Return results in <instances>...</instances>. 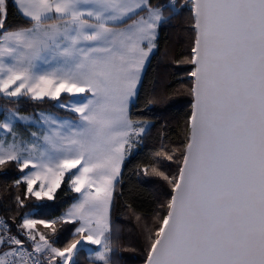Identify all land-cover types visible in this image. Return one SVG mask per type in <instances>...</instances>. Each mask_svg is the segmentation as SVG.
I'll use <instances>...</instances> for the list:
<instances>
[{"label":"snow or ice","instance_id":"6c2138e0","mask_svg":"<svg viewBox=\"0 0 264 264\" xmlns=\"http://www.w3.org/2000/svg\"><path fill=\"white\" fill-rule=\"evenodd\" d=\"M12 6L21 18L15 24L8 23V0H0V98L55 102L68 115L0 110V173L15 167L18 178L6 191L23 189L14 196L15 233L0 218V264H78L82 251L90 264H119L114 190L154 126L133 107L160 25L185 9L191 35L183 63L191 65V82L153 88L144 101L153 109L182 92L191 97L180 147L162 143L142 169L169 189L151 223L135 217L144 264H264V0L179 6L177 0H12ZM165 161L177 171L162 170ZM62 184L78 195L59 215L21 213L32 198L34 209L55 201ZM66 226L73 238L58 247Z\"/></svg>","mask_w":264,"mask_h":264},{"label":"trees","instance_id":"16d2710c","mask_svg":"<svg viewBox=\"0 0 264 264\" xmlns=\"http://www.w3.org/2000/svg\"><path fill=\"white\" fill-rule=\"evenodd\" d=\"M152 2L156 3V0H152ZM177 2L179 6L184 0H177ZM8 4V23L15 24L21 18L12 6V0H8ZM189 27L187 9L161 24L158 29L157 48L151 54L143 72V81L140 85L139 97L133 107V113L152 120L154 126L150 128L143 142L133 150L130 158L126 160L121 178L122 183L117 184L114 190L111 217L114 229H119V247L117 255L114 256L119 264H144L146 259L144 239L135 217L143 216L151 223L156 209L166 198L165 193L169 191L162 179L145 176L142 169L149 164L150 153L159 148L162 143L169 148L180 147L183 141L182 122L184 114L189 110L191 97L182 92L169 102L168 107L157 106L153 109L145 108L144 101L153 88L157 90L164 87L180 89L182 86L186 88L190 84L191 77L188 76V73L191 71V65L183 63L190 52ZM67 100L68 95L62 94V102H67ZM54 104L55 102L23 101L16 105L0 98L1 108L18 107L22 112H34L41 109L62 116L68 115L65 110L54 107ZM20 126L18 125V127ZM138 166L140 168L139 175H137ZM162 170L171 175L177 171L176 164L165 161ZM18 175L15 167H12L7 175L0 173V216L8 221L13 232L16 229L12 217L17 215L14 196L18 191L22 193L23 189L13 188L9 192L6 191V186L11 185ZM61 187L63 191L58 189V197L55 201H47L39 209H34L35 198H32V201L27 202L28 207L20 210L21 213L35 211L36 214L32 217L37 219H50L59 215L72 203V197L78 195L70 192L67 184H62ZM19 222V220L16 221V223ZM72 231L71 226H66L60 233L56 246L63 247L71 240L73 238ZM80 257L81 259L77 260L78 264H90L87 257L84 256L87 260L83 256Z\"/></svg>","mask_w":264,"mask_h":264},{"label":"rangeland","instance_id":"374dc122","mask_svg":"<svg viewBox=\"0 0 264 264\" xmlns=\"http://www.w3.org/2000/svg\"><path fill=\"white\" fill-rule=\"evenodd\" d=\"M147 63H148V62H147ZM147 63H146V65H147ZM144 69H145V68H144ZM143 72H144V70H143ZM2 109H3V108H1V106H0V110H2ZM41 111H43V112H49V111H45V110H41V109H38V110H36V111H34V112H22V111H19V112H20L22 115H29V116H32V115H34L35 113H38V112H41ZM50 113L55 114V115H58V116H62V115H60V114H58V113H54V112H50ZM2 118H3L2 111H0V119H2ZM37 118H38V117H37ZM20 128H21V130H23V127L20 126ZM32 130L35 131L36 128L33 127ZM34 187H35V185H34ZM30 218H34V217H30ZM34 219H37V218H34ZM37 228H38L39 231H46V229L44 228L43 225H38ZM90 247H96V246H90ZM88 255H89V254H88L87 251H82V252L76 257V259L79 260V259H81L80 256L88 257ZM85 257H84V258H85ZM85 259H86V258H85ZM86 260H87V259H86Z\"/></svg>","mask_w":264,"mask_h":264},{"label":"built area","instance_id":"2783aa9c","mask_svg":"<svg viewBox=\"0 0 264 264\" xmlns=\"http://www.w3.org/2000/svg\"><path fill=\"white\" fill-rule=\"evenodd\" d=\"M0 218H2V219H4V220H5V218H3V217H1V216H0ZM13 233H15V232H13Z\"/></svg>","mask_w":264,"mask_h":264}]
</instances>
